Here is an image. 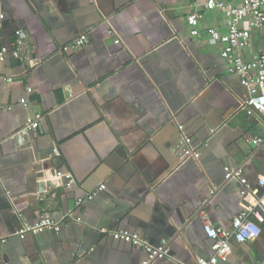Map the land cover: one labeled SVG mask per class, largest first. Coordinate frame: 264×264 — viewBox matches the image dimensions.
<instances>
[{
	"label": "crops",
	"instance_id": "1",
	"mask_svg": "<svg viewBox=\"0 0 264 264\" xmlns=\"http://www.w3.org/2000/svg\"><path fill=\"white\" fill-rule=\"evenodd\" d=\"M206 1L2 0L1 261L142 264L141 247L112 235L127 229L169 248L153 264H198L212 253L207 220L229 228L246 203L264 200V142L253 141L264 113L241 108L248 90L208 31L228 22ZM193 10L204 15L197 36ZM82 35L85 45L64 50ZM19 37L25 61L12 54ZM245 53H264V25ZM38 117L36 132L8 138ZM180 124L199 159H179ZM226 165L243 169L245 195ZM43 215L60 230L19 236ZM217 264H264V228Z\"/></svg>",
	"mask_w": 264,
	"mask_h": 264
},
{
	"label": "built area",
	"instance_id": "2",
	"mask_svg": "<svg viewBox=\"0 0 264 264\" xmlns=\"http://www.w3.org/2000/svg\"><path fill=\"white\" fill-rule=\"evenodd\" d=\"M206 10H219L228 22L227 30L221 32L217 28H209V35L213 42L220 45L221 57L227 62V70L230 74L240 78L243 86L248 90V96L241 103V108L249 114L256 112L264 113V53H254L247 56L245 51L251 44L252 28L264 25V0H207ZM203 13L193 10L187 15V23L191 27V34L194 36L200 33V22ZM5 13L0 0V64L5 60L9 50L2 42V28ZM87 37L80 36L64 50L78 49L85 45ZM22 39L19 37L17 46L12 50V54L21 60H27L21 51ZM25 106L27 101L22 102ZM41 117L28 120L21 128L13 132L8 138L21 140L24 135L36 132L40 126ZM181 135L177 144L178 156L181 161L188 159H199L200 151L193 138L185 131L184 125H179ZM254 144L264 142V137L255 138ZM55 153L59 155V151ZM225 178L231 180L237 178L243 185L242 194L249 190L248 179L243 175L241 167L226 165ZM57 176H64L70 183L74 181L71 172H57ZM259 184L264 188V178L259 179ZM82 201V200H80ZM62 222L53 220L48 215L41 216L35 223L21 228L17 233L24 238L28 232L36 233L45 228L60 230ZM264 228V200L248 202L244 208L233 217L230 227L223 228L215 226L211 221L204 223L207 236L211 239L212 253L208 257L198 258V264H217L220 260H225L231 250L233 242H246L257 239ZM112 235L116 239L129 242L141 247L146 252V257L142 264H153L156 260L167 258L170 255L169 248L162 245H155L147 238L127 229L112 230ZM7 241V237L0 235V246ZM0 264H9L8 261H1Z\"/></svg>",
	"mask_w": 264,
	"mask_h": 264
}]
</instances>
